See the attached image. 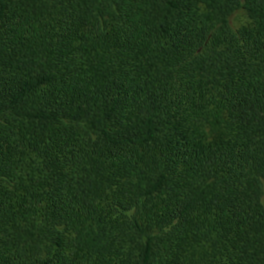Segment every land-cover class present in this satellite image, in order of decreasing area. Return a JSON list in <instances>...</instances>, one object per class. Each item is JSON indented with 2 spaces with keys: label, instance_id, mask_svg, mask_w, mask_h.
Returning a JSON list of instances; mask_svg holds the SVG:
<instances>
[{
  "label": "trees",
  "instance_id": "16d2710c",
  "mask_svg": "<svg viewBox=\"0 0 264 264\" xmlns=\"http://www.w3.org/2000/svg\"><path fill=\"white\" fill-rule=\"evenodd\" d=\"M0 264H264V0H0Z\"/></svg>",
  "mask_w": 264,
  "mask_h": 264
},
{
  "label": "rangeland",
  "instance_id": "374dc122",
  "mask_svg": "<svg viewBox=\"0 0 264 264\" xmlns=\"http://www.w3.org/2000/svg\"><path fill=\"white\" fill-rule=\"evenodd\" d=\"M248 22V17L245 13L241 12L239 13L235 19H234V23L237 25V26H240V25H243L245 23Z\"/></svg>",
  "mask_w": 264,
  "mask_h": 264
}]
</instances>
